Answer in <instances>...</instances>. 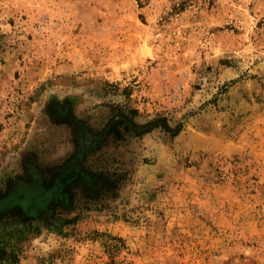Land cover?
<instances>
[{
  "label": "rangeland",
  "instance_id": "374dc122",
  "mask_svg": "<svg viewBox=\"0 0 264 264\" xmlns=\"http://www.w3.org/2000/svg\"><path fill=\"white\" fill-rule=\"evenodd\" d=\"M0 200V264H264V0H0Z\"/></svg>",
  "mask_w": 264,
  "mask_h": 264
},
{
  "label": "bare ground",
  "instance_id": "6f19581e",
  "mask_svg": "<svg viewBox=\"0 0 264 264\" xmlns=\"http://www.w3.org/2000/svg\"><path fill=\"white\" fill-rule=\"evenodd\" d=\"M39 176V175H38ZM41 176V175H40ZM40 176L38 177V179L40 178ZM37 177V176H36ZM42 178V177H41ZM37 180V179H36ZM35 181V179L33 180V182ZM41 182H42V180H41ZM42 185V184H41ZM42 190H44V189H42ZM13 192V190L11 191V193ZM15 192V191H14ZM22 192V191H21ZM43 192H45V191H43ZM23 193V192H22ZM7 195H9V193L7 194ZM7 195H6V197H7ZM23 195V194H22ZM10 196H11V194H10ZM24 196V195H23ZM6 197H4L5 198V200H6ZM14 197V196H13ZM4 198H2V199H4ZM23 198V197H22ZM40 198V197H39ZM1 199V200H2ZM41 199V198H40ZM53 199H54V197H53ZM0 200V201H1ZM5 200H4V203H5ZM9 202H11V200L10 199H7ZM26 200H28V197H24V200L23 199H20V203L22 204V205H25L26 204ZM34 201H36V200H34ZM33 200H32V202H31V204H33V202H34ZM49 201H51V200H49ZM38 202V201H37ZM1 203H3V201L1 202ZM1 203H0V208H1ZM36 204V203H35ZM49 204V203H48ZM4 205V204H3ZM38 205H39V203H38ZM6 206V205H5ZM21 206V205H20ZM19 206V207H20ZM49 206V205H48ZM41 207V206H40ZM44 207V206H43ZM47 207V206H46ZM9 208H10V206H9ZM17 208H18V205H17ZM37 209H38V207H36ZM35 208V209H36ZM4 209H6V208H4ZM19 209V208H18ZM17 210V209H16ZM20 210V209H19ZM18 210V211H19ZM11 211V210H10ZM21 211V210H20ZM23 211H25V209L23 208ZM31 211V210H30ZM35 211V210H34ZM34 211H33V213H34ZM12 212V211H11ZM14 212V211H13ZM36 212H37V210H36ZM36 212L34 213V215L36 214ZM38 213V212H37Z\"/></svg>",
  "mask_w": 264,
  "mask_h": 264
},
{
  "label": "trees",
  "instance_id": "16d2710c",
  "mask_svg": "<svg viewBox=\"0 0 264 264\" xmlns=\"http://www.w3.org/2000/svg\"><path fill=\"white\" fill-rule=\"evenodd\" d=\"M133 113H134V114H136L137 112H136V111H134Z\"/></svg>",
  "mask_w": 264,
  "mask_h": 264
}]
</instances>
